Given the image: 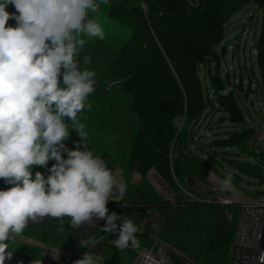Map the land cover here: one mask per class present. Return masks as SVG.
I'll return each instance as SVG.
<instances>
[{
	"label": "trees",
	"instance_id": "trees-1",
	"mask_svg": "<svg viewBox=\"0 0 264 264\" xmlns=\"http://www.w3.org/2000/svg\"><path fill=\"white\" fill-rule=\"evenodd\" d=\"M233 1L239 6L253 3L263 13L260 35L254 46L258 70L264 81V0H148L147 9L133 0H118L111 1L103 7L109 19L130 31L126 40L116 50H112L107 44L102 45L106 47L104 53L110 52L112 65L120 68L128 77L124 89L131 96V107L138 117V127L133 132L130 144L126 143V146H129L128 162L129 167L135 169L143 179L151 170H155L170 187L176 181L180 182L184 175L192 174L187 172L191 169L187 158L196 142L195 127L210 110L221 113L223 120L234 126L215 139L214 146L223 150L228 147L246 149L252 144L255 128L251 124V119L246 117L239 102V94L236 92V89L242 87L228 85L220 73L222 54L218 46L226 37L228 20L226 8ZM233 12L231 10V14ZM113 51L115 52L111 54ZM221 51L224 53L225 47H222ZM84 57H90L91 62L85 64ZM78 58L80 66L84 65L92 71H94L92 67H97L95 49L83 47ZM212 64L215 65L213 69ZM202 65L208 68L214 90L212 96L204 90L199 73ZM110 78L109 72L99 74L98 85H105ZM100 109L97 108V111ZM77 119L80 123L90 124L85 125L89 129L88 132L95 136V141L91 135V140L89 138L88 140L91 145L95 144L99 135L92 132L95 127L91 125L94 123L86 117L78 116ZM66 122L71 124L70 121ZM69 126L70 136L66 141L76 146L81 138L76 130ZM103 134L102 132L101 136ZM111 141L109 145L121 147L124 137H119L117 142L112 139ZM255 148L257 150V147ZM257 152L252 156L259 154ZM55 163L56 161L49 160L48 166L51 168ZM200 163L202 167L199 165L200 169L197 168L198 173H194L193 177L204 180L215 167L203 159ZM257 165L251 162L243 163L238 168L252 178L261 180L262 169ZM196 194L205 195L203 192ZM107 207L109 212L117 211L121 214L126 211L122 216L125 219H132L141 229L136 237L145 238L150 243L158 240L156 237L164 241L172 240L173 232L183 229L180 216H187L190 212L193 215L195 210L203 211L209 208L217 214L219 220L209 227L211 236L209 234L206 236L208 241L205 249L216 257L201 259L196 257L195 261L199 264H226L228 261L234 225L226 220L221 211L222 206L217 203L192 201L186 198L177 199L173 203L162 199L148 188V191L136 190L134 197H125L124 200L114 203L108 202ZM149 211H155L158 219L147 222L144 214ZM143 228L147 230L144 231ZM27 231L47 244L56 243L57 237L63 242L71 241L72 245L78 243L74 241L75 229L71 227L69 217L60 221L45 217L39 222L29 224ZM117 235L118 233H110L103 236L102 241L101 239V242L99 241L101 247L99 250L115 252L126 258L132 257L136 249L129 247L120 252L112 244V241L118 238ZM8 244V250L13 253L12 255L34 261H39L43 257L41 248L33 244L20 243L18 246L11 242ZM86 251H89V248ZM80 258V256L70 258L66 264H72ZM176 258L174 256L172 259L176 264H180V259ZM25 259L13 258L8 260L7 264H18L17 262L33 264Z\"/></svg>",
	"mask_w": 264,
	"mask_h": 264
},
{
	"label": "clouds",
	"instance_id": "clouds-1",
	"mask_svg": "<svg viewBox=\"0 0 264 264\" xmlns=\"http://www.w3.org/2000/svg\"><path fill=\"white\" fill-rule=\"evenodd\" d=\"M9 4L18 14L6 10ZM108 4L109 0H0V179L12 185L0 190V264L12 257L8 241L45 217H69L73 229L104 220L101 230L106 234L116 232L120 220L112 244L120 252L140 247L136 234L141 229L107 207L113 190L122 195L127 185L90 150L86 126L77 119L91 108L87 101L96 85V73L82 68L78 59L84 37L105 38L103 27L89 13ZM10 19L15 27L8 25ZM90 62L84 57L85 64ZM69 125L81 138L74 150L64 143ZM49 160L56 161L50 174L37 171L33 177L32 167H47ZM231 186V176L219 181L221 191ZM97 242L81 240L79 246L88 249ZM74 264L102 261L85 251Z\"/></svg>",
	"mask_w": 264,
	"mask_h": 264
},
{
	"label": "rangeland",
	"instance_id": "rangeland-1",
	"mask_svg": "<svg viewBox=\"0 0 264 264\" xmlns=\"http://www.w3.org/2000/svg\"><path fill=\"white\" fill-rule=\"evenodd\" d=\"M118 1V0H109ZM141 3V5L147 9L146 1L148 0H133ZM106 5H101L100 9L96 13H89L90 18L95 19L103 27L105 32V38L100 40L98 38L89 39L84 37L86 43L84 48L95 49L97 53V67L92 69L96 73V85L95 91L88 97L87 103L91 105V108H85L78 116L81 118H88L93 122L91 126L94 133L99 136L96 138V143L91 145L88 138L91 140V136L95 141L93 133L88 132V127H85L88 133L87 140L85 141L94 155L100 156L107 166L116 173L118 179H123L127 185L126 191L121 195L114 189V195L110 198L109 203L115 201H122L125 197H134L136 190H143L148 188L155 191L162 199L169 200V196L172 193L179 195L178 200L190 199V193L196 194L201 192L199 190L197 182L207 181L209 174L212 171L219 173L223 178L231 176L232 191L236 194L242 192V190L256 189L260 185V181L256 178H252L246 173H243L238 168L243 163H253L252 156L258 150L255 144H250L246 149H240L238 147H228L226 150L214 146V140L222 136L224 131L233 129L234 126L227 120H223V115L216 110H210L206 112L202 120L196 125V142L192 153H189L187 160L190 161L191 169L187 172L192 174L184 175L182 180L176 181L174 185L170 187L168 184L156 173L155 170H151L149 174L143 179V177L133 168L129 167V153L126 143L130 144L133 132L138 127V117L132 110L131 96L125 91L124 83L127 80V75L120 68L115 67L111 63L110 52L104 53L106 47L102 44H107L112 50H116L126 40L129 35V29L115 21L109 19L103 10ZM9 13H16L14 5L9 4L6 9ZM233 10V14H231ZM227 12V33L224 41L218 46L221 56V76L227 81L230 86H238L242 88L236 89L239 94V102L241 103L246 117L251 119V122L258 116L264 114V81L261 78L258 70L257 55L254 43L257 37L260 35L262 16L263 13L253 3H249L245 6H239L235 1L229 4L226 8ZM9 26L15 27L16 21L10 19ZM222 47H225V52L222 53ZM115 51L111 52L113 54ZM79 59V58H78ZM212 64V69L214 68ZM82 68L84 67L81 66ZM109 72L111 78L105 85L99 86L97 77L100 74ZM199 73L202 78L205 92L212 96L214 90L209 78V72L206 65H202L199 68ZM104 94V95H103ZM103 95V96H101ZM101 96V98H100ZM105 104V106H103ZM97 108H101L97 111ZM100 113V118H99ZM90 125V124H88ZM102 132L104 133L102 136ZM91 135V136H90ZM119 137H124V143L121 147H117L113 144L109 145V142H117ZM65 145L69 149H75V145L64 141ZM83 150V149H82ZM258 153V152H257ZM67 158V154L63 153ZM259 164L257 165L264 171V159L259 154L255 155ZM206 160L210 162L215 168L211 169L203 179H197L194 184L190 183V177L193 174H197V168L202 167L200 161ZM188 166V168H190ZM50 167L33 166V177L35 172L39 171L47 177L50 173L48 171ZM211 184V181L209 182ZM12 185L6 184L3 179H0V190H7ZM163 189L167 190L169 194H164ZM163 192V193H162ZM202 193V192H201ZM211 194H213L211 192ZM214 197V194H213ZM223 209V208H222ZM221 209V211H222ZM113 212V211H111ZM109 212V213H111ZM119 214V212L114 211ZM122 214H126V211L120 215L121 220L125 217ZM187 216H180L182 220L183 229L173 232V239L169 241L161 240L156 237L152 243L142 237H136L140 243V247L136 248L135 254L126 258L110 251H100V242L103 236L110 234L104 233L101 227L104 225V220H98L94 225H85L78 228L76 238L74 241L80 243L81 240L95 239L100 240L99 244L94 247H89V252L93 256L99 255L102 264H138V253L145 249H153L159 253L166 252L171 258L176 256V259H180V264H187L184 257L190 259V264H199L195 261L196 257L199 259L206 257H216L215 254L206 251L205 246L207 243V234L211 236V230L209 229L212 223H216L219 218L217 214L207 208L203 211L195 210ZM147 222L157 220V213L155 211H149L144 214ZM143 216H140L142 218ZM64 217L63 219H67ZM44 219V218H43ZM42 219V220H43ZM129 219V218H126ZM60 221V219H57ZM41 221V220H40ZM33 222H30L31 224ZM117 226L121 223L120 220L116 221ZM91 228V229H90ZM144 231L147 229L143 228ZM54 244H47L43 240L35 238L31 232L24 230L22 235L15 238L11 244L18 246L20 243L33 244L41 248L43 257L39 260L40 264H66L70 258L80 256L87 249L81 248L79 244L72 245L71 241L63 242L57 237ZM173 243L175 245H173ZM183 246V248H181ZM97 251V252H96ZM22 253V252H21ZM5 261V264H7ZM18 264H22L17 262ZM74 264V263H72ZM225 264V263H224ZM227 264V263H226Z\"/></svg>",
	"mask_w": 264,
	"mask_h": 264
},
{
	"label": "built area",
	"instance_id": "built-area-1",
	"mask_svg": "<svg viewBox=\"0 0 264 264\" xmlns=\"http://www.w3.org/2000/svg\"><path fill=\"white\" fill-rule=\"evenodd\" d=\"M251 124L255 128L253 144L257 146L260 157L264 159V114L254 119ZM250 157L254 164H259L256 156ZM262 174L258 188L242 190L236 194L232 191L233 186L229 190L221 191L219 181L224 178L211 170L207 181L196 183L205 195L190 193L192 201L214 202L221 205L226 220L234 225L227 264H264V171ZM163 191L165 195L169 194L167 190ZM168 199L175 203L178 195L172 193ZM118 229L113 233H118ZM184 258L187 264L191 263L189 258ZM138 264L176 263L165 251L159 253L153 249H145L138 253Z\"/></svg>",
	"mask_w": 264,
	"mask_h": 264
},
{
	"label": "water",
	"instance_id": "water-1",
	"mask_svg": "<svg viewBox=\"0 0 264 264\" xmlns=\"http://www.w3.org/2000/svg\"><path fill=\"white\" fill-rule=\"evenodd\" d=\"M195 182H196V179L194 177H190V183L191 184H194ZM13 258L25 259V258H22V257H18V256H15V255H12L11 259H13ZM25 260H28V259H25ZM28 261L31 262V263H33V264H40L39 261H34V260H28Z\"/></svg>",
	"mask_w": 264,
	"mask_h": 264
},
{
	"label": "flooded vegetation",
	"instance_id": "flooded-vegetation-1",
	"mask_svg": "<svg viewBox=\"0 0 264 264\" xmlns=\"http://www.w3.org/2000/svg\"><path fill=\"white\" fill-rule=\"evenodd\" d=\"M90 229H91V228H90ZM78 231H79L78 228L75 229V234H76ZM99 241H100V240H98V242L96 243V245L99 244Z\"/></svg>",
	"mask_w": 264,
	"mask_h": 264
},
{
	"label": "bare ground",
	"instance_id": "bare-ground-1",
	"mask_svg": "<svg viewBox=\"0 0 264 264\" xmlns=\"http://www.w3.org/2000/svg\"><path fill=\"white\" fill-rule=\"evenodd\" d=\"M212 179L214 180V176H212Z\"/></svg>",
	"mask_w": 264,
	"mask_h": 264
}]
</instances>
